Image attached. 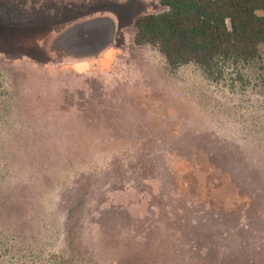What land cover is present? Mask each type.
Segmentation results:
<instances>
[{
	"label": "rangeland",
	"instance_id": "374dc122",
	"mask_svg": "<svg viewBox=\"0 0 264 264\" xmlns=\"http://www.w3.org/2000/svg\"><path fill=\"white\" fill-rule=\"evenodd\" d=\"M164 10L0 0V264H264V43L170 67L133 43ZM94 18L104 57L55 47Z\"/></svg>",
	"mask_w": 264,
	"mask_h": 264
},
{
	"label": "trees",
	"instance_id": "16d2710c",
	"mask_svg": "<svg viewBox=\"0 0 264 264\" xmlns=\"http://www.w3.org/2000/svg\"><path fill=\"white\" fill-rule=\"evenodd\" d=\"M157 1L166 10L138 15L133 43L156 48L170 67H207L218 58L248 61L264 43V0ZM54 264L73 263L57 256Z\"/></svg>",
	"mask_w": 264,
	"mask_h": 264
},
{
	"label": "water",
	"instance_id": "95a60500",
	"mask_svg": "<svg viewBox=\"0 0 264 264\" xmlns=\"http://www.w3.org/2000/svg\"><path fill=\"white\" fill-rule=\"evenodd\" d=\"M114 21L94 18L73 24L58 35L55 47L75 56H89L100 52L113 40Z\"/></svg>",
	"mask_w": 264,
	"mask_h": 264
},
{
	"label": "crops",
	"instance_id": "0c3cea01",
	"mask_svg": "<svg viewBox=\"0 0 264 264\" xmlns=\"http://www.w3.org/2000/svg\"><path fill=\"white\" fill-rule=\"evenodd\" d=\"M106 49L105 48H103L100 52H98V53H96L97 54V57L98 58H101V57H104L105 56V53H106ZM87 61H89V59H80V60H77L76 61V63L78 64V65H80L81 63H87ZM88 64V63H87Z\"/></svg>",
	"mask_w": 264,
	"mask_h": 264
}]
</instances>
